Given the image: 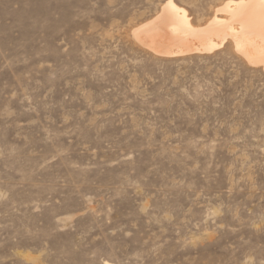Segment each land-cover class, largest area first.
I'll use <instances>...</instances> for the list:
<instances>
[{
  "label": "rangeland",
  "instance_id": "1",
  "mask_svg": "<svg viewBox=\"0 0 264 264\" xmlns=\"http://www.w3.org/2000/svg\"><path fill=\"white\" fill-rule=\"evenodd\" d=\"M165 1L0 0V264H264L263 65L153 52Z\"/></svg>",
  "mask_w": 264,
  "mask_h": 264
},
{
  "label": "bare ground",
  "instance_id": "2",
  "mask_svg": "<svg viewBox=\"0 0 264 264\" xmlns=\"http://www.w3.org/2000/svg\"><path fill=\"white\" fill-rule=\"evenodd\" d=\"M217 11L226 17L214 15L210 30H198L183 7L166 0L158 14L137 25L133 34L153 52L167 56L212 52L232 37L239 52L264 68V0H228ZM191 41L197 43L190 45Z\"/></svg>",
  "mask_w": 264,
  "mask_h": 264
}]
</instances>
